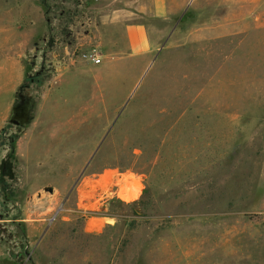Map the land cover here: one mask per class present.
<instances>
[{
  "label": "rangeland",
  "instance_id": "1",
  "mask_svg": "<svg viewBox=\"0 0 264 264\" xmlns=\"http://www.w3.org/2000/svg\"><path fill=\"white\" fill-rule=\"evenodd\" d=\"M77 1L0 0V113L23 57L33 102L0 129V264H264V0H175L98 65L124 19Z\"/></svg>",
  "mask_w": 264,
  "mask_h": 264
},
{
  "label": "crops",
  "instance_id": "2",
  "mask_svg": "<svg viewBox=\"0 0 264 264\" xmlns=\"http://www.w3.org/2000/svg\"><path fill=\"white\" fill-rule=\"evenodd\" d=\"M174 2L175 0H78L76 2L78 5L81 6L85 3L93 14H99L102 17L104 23L107 22L105 19L109 16L124 19V21H120L116 25H106L104 27V34L101 38L102 52H89L84 55L85 59L93 65H98L89 58L90 55H95L99 58L101 60L100 64L105 59H118L123 54H127L129 57H149L153 52V47L148 26L142 21L133 20H135V17L144 15H153L157 19L167 20L174 11ZM24 59L25 57L17 63L15 76L12 73L14 66L10 62V74L7 81L11 86V93L10 98L6 102L7 104L0 113V129L11 119L19 91L24 85L26 75V69L23 64ZM70 60L69 58L67 61ZM67 61L65 57L63 60H58L60 68L63 65L65 66Z\"/></svg>",
  "mask_w": 264,
  "mask_h": 264
},
{
  "label": "water",
  "instance_id": "3",
  "mask_svg": "<svg viewBox=\"0 0 264 264\" xmlns=\"http://www.w3.org/2000/svg\"><path fill=\"white\" fill-rule=\"evenodd\" d=\"M19 97H20V99H18L15 104L16 105H18L20 103L22 104L25 101V106L21 110V112H22L21 117H19L18 120L11 118L10 123L14 124L16 126L22 127V126L29 124L31 122V117L29 114L31 113L32 109L30 108L31 101L26 100L24 94H20Z\"/></svg>",
  "mask_w": 264,
  "mask_h": 264
},
{
  "label": "flooded vegetation",
  "instance_id": "4",
  "mask_svg": "<svg viewBox=\"0 0 264 264\" xmlns=\"http://www.w3.org/2000/svg\"><path fill=\"white\" fill-rule=\"evenodd\" d=\"M20 94H24L23 92H21V93H19V95ZM19 95H18V99H20V97H19ZM25 96V95H24ZM17 99V100H18ZM25 99L26 100H30L29 98H27V97H25ZM31 101V105H30V108L31 109H33V102H32V100H30ZM25 106V101H24V103H20V104H18V105H14V108H13V112H12V116H11V118L12 119H19V117H21V114H22V112H21V110H22V108ZM18 128H21L20 126H17Z\"/></svg>",
  "mask_w": 264,
  "mask_h": 264
},
{
  "label": "built area",
  "instance_id": "5",
  "mask_svg": "<svg viewBox=\"0 0 264 264\" xmlns=\"http://www.w3.org/2000/svg\"><path fill=\"white\" fill-rule=\"evenodd\" d=\"M95 64H100L101 60L97 58L95 55H90L89 57Z\"/></svg>",
  "mask_w": 264,
  "mask_h": 264
},
{
  "label": "trees",
  "instance_id": "6",
  "mask_svg": "<svg viewBox=\"0 0 264 264\" xmlns=\"http://www.w3.org/2000/svg\"><path fill=\"white\" fill-rule=\"evenodd\" d=\"M43 5L46 6V3L44 2Z\"/></svg>",
  "mask_w": 264,
  "mask_h": 264
}]
</instances>
